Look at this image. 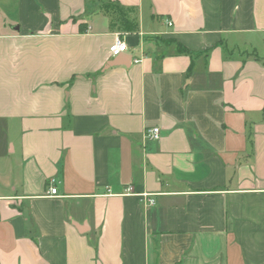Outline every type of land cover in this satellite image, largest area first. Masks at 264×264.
I'll list each match as a JSON object with an SVG mask.
<instances>
[{"label":"crops","instance_id":"crops-1","mask_svg":"<svg viewBox=\"0 0 264 264\" xmlns=\"http://www.w3.org/2000/svg\"><path fill=\"white\" fill-rule=\"evenodd\" d=\"M113 1L0 0V264H264V0Z\"/></svg>","mask_w":264,"mask_h":264},{"label":"trees","instance_id":"trees-1","mask_svg":"<svg viewBox=\"0 0 264 264\" xmlns=\"http://www.w3.org/2000/svg\"><path fill=\"white\" fill-rule=\"evenodd\" d=\"M100 8L106 14L115 18L114 26H118L119 29L123 31H134L137 29V23L130 17L135 9L126 8L113 0H100Z\"/></svg>","mask_w":264,"mask_h":264},{"label":"built area","instance_id":"built-area-1","mask_svg":"<svg viewBox=\"0 0 264 264\" xmlns=\"http://www.w3.org/2000/svg\"><path fill=\"white\" fill-rule=\"evenodd\" d=\"M168 25L171 26L172 23L171 22H168ZM128 51V45L127 43L120 39V38H117L115 40V42L110 46L109 48V52H110V55L112 57H117L125 52ZM136 63L140 62L139 60H136L135 61ZM160 134H161V130L159 127H152V128H147L145 131H144V136L147 140H157L160 138ZM58 194V190L57 188L55 187L54 185V182L52 181L51 183V186L49 187V196L50 197H54ZM127 194L128 195H132L134 194V191H133V188L132 187H129L127 189ZM144 198L147 199L148 203L150 205L154 204V200L153 199H150L148 197V195H143Z\"/></svg>","mask_w":264,"mask_h":264},{"label":"water","instance_id":"water-1","mask_svg":"<svg viewBox=\"0 0 264 264\" xmlns=\"http://www.w3.org/2000/svg\"><path fill=\"white\" fill-rule=\"evenodd\" d=\"M109 65H110L109 67L113 66V64H112V63H110ZM109 67H107V68H109Z\"/></svg>","mask_w":264,"mask_h":264}]
</instances>
